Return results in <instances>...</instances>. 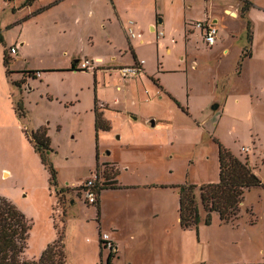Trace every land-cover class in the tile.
Masks as SVG:
<instances>
[{"label": "rangeland", "instance_id": "1", "mask_svg": "<svg viewBox=\"0 0 264 264\" xmlns=\"http://www.w3.org/2000/svg\"><path fill=\"white\" fill-rule=\"evenodd\" d=\"M25 1L0 0V198L30 225L24 260L37 261L61 242L65 264H105L100 235L118 205L142 197L157 210L162 202L166 214L138 226L136 243L124 244L115 264H191L190 254L180 258L173 249L176 194L105 189L98 217L80 188L94 177L97 191L112 178L116 190L192 184L205 219L198 188L218 182L217 144L246 161L262 184L245 192L240 216L264 219V0H249L256 6L250 19L240 0H35L24 7ZM116 12L140 36L133 47L144 62L141 77L123 80L113 71L132 63ZM212 19L225 27L208 48L191 24ZM82 59H100L112 71H60ZM96 112H106L107 129H96ZM39 128L49 140L44 160L55 185L27 139Z\"/></svg>", "mask_w": 264, "mask_h": 264}, {"label": "trees", "instance_id": "2", "mask_svg": "<svg viewBox=\"0 0 264 264\" xmlns=\"http://www.w3.org/2000/svg\"><path fill=\"white\" fill-rule=\"evenodd\" d=\"M5 2H12L13 0H4ZM35 0H26L23 6H30ZM241 7V14L246 12L250 6L249 2L243 1ZM45 10V9H43ZM246 40L250 44L252 41L250 25L246 26ZM3 39L0 36V44ZM132 53V51H131ZM134 63L137 62L135 55L132 53ZM250 57L249 55H247ZM243 58V57H242ZM78 60L71 63L68 71H78L76 64ZM4 67H8V60L5 56L3 59ZM29 76H34L35 72H26ZM157 85V83H154ZM98 108V107H97ZM96 110V107H94ZM98 110V109H97ZM96 129H107L106 121L103 119L101 113L96 112L95 115ZM27 137V135H26ZM27 139L33 144L34 150L41 158L44 168L49 174V183L56 184V173L50 166L48 160L44 157L51 151L49 147V140L46 137L45 129L40 128L30 135ZM218 155V182L216 184H205L198 188L199 201L205 212L204 224L210 225L211 214L216 213L222 223H230L236 219L240 212V206L244 199L246 191L252 188H259L262 186L261 181L253 172V169L246 161H241L230 150L217 144ZM106 181L105 187L97 191V198L102 190L119 188L113 180ZM178 193V213L179 225L182 229H197L200 222L199 211L197 207L196 186L192 184H183L179 186H172ZM98 207V217L100 214L98 199L96 202ZM30 225L10 202L4 198H0V264H65L63 246L61 242L52 243L48 245L41 253L37 261H26L23 259V254L26 249V242ZM100 248L105 249L104 242L99 237ZM116 257V252L113 253L108 250L105 264H113Z\"/></svg>", "mask_w": 264, "mask_h": 264}, {"label": "crops", "instance_id": "3", "mask_svg": "<svg viewBox=\"0 0 264 264\" xmlns=\"http://www.w3.org/2000/svg\"><path fill=\"white\" fill-rule=\"evenodd\" d=\"M240 1L249 2L250 6L247 11V17L249 18V13L251 9L255 8L256 6L252 4L249 0H240ZM225 13L226 14L228 13V15L233 18L235 17V15L231 14L230 12L225 11ZM116 15L125 37V43L128 45L130 51H132V53L135 55L136 60L143 61L138 59V56L133 47L134 41H139L140 44L142 43L140 41V38L135 37L133 39H129L127 37V32H126L128 22H126L124 25L117 12ZM210 22L213 23L218 29L217 43H219V33H220L219 28L220 27L224 28L225 26L221 25L220 19H212L210 20ZM155 24H156V20L155 21L153 20L148 24V30L150 32L156 30ZM158 24L160 23L158 22ZM199 32H200V37L202 39V33L201 31ZM15 46L18 47V52H19L21 51L23 44L20 43ZM227 52H228L227 49L223 50V54H227ZM253 55L254 53L253 50L251 49L249 59L253 58ZM91 60L94 61L100 59H91ZM133 64H134V60L132 56V63L127 66H131ZM69 67L70 64L63 69H60V71H67ZM121 67H125V66H120L118 68ZM102 68H104V66L99 67L93 73L96 75V72L99 71L100 72L112 71V69L110 68H105V70H103ZM118 68H116V70L113 71H117ZM106 69H110V70H106ZM143 73H144V62L139 77H141ZM117 90L120 91V88L118 87ZM117 101L118 99L115 100L116 103H118ZM105 114L106 112L103 114L104 118L106 116ZM146 124L149 125L150 121H147ZM157 190L164 193L171 192L176 194V197H178L177 190L172 187L171 189L169 188L157 189V187H152V186H144V185L134 186L133 184H129L127 189H117V190L112 189V191L115 192H125L124 194L136 193V192L153 193ZM126 191L128 193H126ZM101 197L102 196L98 197V206H99L100 215L103 213L102 210L103 204ZM141 199L138 202H133L127 199L126 200L127 204H123V207L118 205L117 213H114L115 214L114 222H111V225L108 227L109 231L104 233L105 235H107L109 242H111V244L115 249V252L117 253L116 255L117 257L115 261L119 259L120 253L124 251V247H123L124 244L127 243L133 246L134 243H136L139 234L138 226L147 224L148 221H151V223L156 222L155 220H160L166 214V211L161 206L162 202L160 203L161 209L157 210L155 208V203L153 200L144 201L143 199L142 200ZM178 207H179V203L177 202V208ZM213 214L216 215V218L212 216ZM204 215L206 214L204 213ZM199 216H200V222L196 230L182 229L180 227V231L173 239V249L175 253L179 255L180 258H182L183 255L190 254L192 256L191 264H264V219L263 218L259 220L255 218V221L250 222L249 220L241 217L239 214V219H237L235 222L222 223L219 220L218 215L216 213H212L211 223L210 225L207 226L204 224V219L202 218V215H200V213ZM178 219H179V214H178ZM115 261H113V264H115Z\"/></svg>", "mask_w": 264, "mask_h": 264}, {"label": "built area", "instance_id": "4", "mask_svg": "<svg viewBox=\"0 0 264 264\" xmlns=\"http://www.w3.org/2000/svg\"><path fill=\"white\" fill-rule=\"evenodd\" d=\"M131 26L132 23H128V26ZM127 26L126 32L127 37L129 39H133L135 37H140L139 35H136L133 30ZM191 26L194 29H197L201 31L202 33V41L208 48H212L217 44L218 41V29L217 27L211 23L210 21L204 20V21H195L191 24ZM9 54L11 56H15L18 54V47L14 46L9 49ZM101 64L100 60H87L82 59L78 60L76 64V69L78 71H90L94 72L96 71ZM143 66V61H137L131 66H125L117 69L118 74L121 76L123 80L128 79H135L138 78L141 74ZM243 152L247 151V149H242ZM81 193L84 194V200L86 204L88 205H95L97 202V185H96V177L93 178V180L86 181L82 187L80 188ZM101 240L104 242L105 249L111 250L113 253H115V249L111 242H109L107 235L103 234L101 235Z\"/></svg>", "mask_w": 264, "mask_h": 264}, {"label": "water", "instance_id": "5", "mask_svg": "<svg viewBox=\"0 0 264 264\" xmlns=\"http://www.w3.org/2000/svg\"><path fill=\"white\" fill-rule=\"evenodd\" d=\"M159 23H161V21L159 20L158 21ZM216 108V107H215ZM150 125H151V127H153L154 126V123H153V121H150Z\"/></svg>", "mask_w": 264, "mask_h": 264}]
</instances>
